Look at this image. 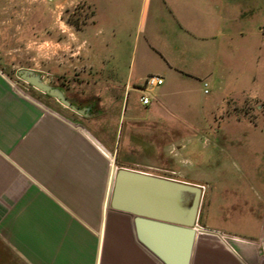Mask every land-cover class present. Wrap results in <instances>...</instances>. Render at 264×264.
I'll use <instances>...</instances> for the list:
<instances>
[{
    "label": "crops",
    "instance_id": "crops-1",
    "mask_svg": "<svg viewBox=\"0 0 264 264\" xmlns=\"http://www.w3.org/2000/svg\"><path fill=\"white\" fill-rule=\"evenodd\" d=\"M73 1L91 12L82 29L89 89L68 99L89 107L81 115L97 128L27 95L0 69V243L20 264H164L139 241L134 216L108 205L113 179L105 152L114 156V172L142 171L134 167L152 166L147 146L155 134L200 123L209 108L204 94L231 91L236 56L253 54L258 64L262 44L252 47L248 33L260 11L252 0ZM150 74L163 83L144 88ZM108 106L115 108L113 122L105 121L112 135L99 126ZM173 179L203 189L189 264H264V211L240 228L212 223L208 214L221 219L250 202L230 191L224 206L210 185Z\"/></svg>",
    "mask_w": 264,
    "mask_h": 264
},
{
    "label": "rangeland",
    "instance_id": "rangeland-1",
    "mask_svg": "<svg viewBox=\"0 0 264 264\" xmlns=\"http://www.w3.org/2000/svg\"><path fill=\"white\" fill-rule=\"evenodd\" d=\"M254 3L260 12L252 13L248 37L252 47L262 44L258 64L253 54L237 55L233 76L228 77L231 91L212 89L204 94L209 108L204 107L201 122L168 125V134H155L154 144L148 143V150H154L147 160L152 166L134 167L164 177L204 182L220 192L217 202L224 206L232 201L230 191L238 192L250 203L233 205L229 216L221 219L219 214H208L210 222L228 223L234 229L256 218L253 213L261 216L264 211V0H252ZM90 19L91 12L81 1L0 0V69L27 95L96 130L97 124L89 118L24 82L17 73L22 68L40 71L48 83L62 85L70 97L89 89L83 80L82 29ZM105 63L114 69V60ZM107 98L113 100L114 92ZM103 110L106 118L100 129L112 135L105 121L113 122L115 108ZM124 138L123 132L121 140ZM113 158H109L112 179ZM257 198H261L259 205L254 204ZM0 264H20L1 243Z\"/></svg>",
    "mask_w": 264,
    "mask_h": 264
},
{
    "label": "water",
    "instance_id": "water-1",
    "mask_svg": "<svg viewBox=\"0 0 264 264\" xmlns=\"http://www.w3.org/2000/svg\"><path fill=\"white\" fill-rule=\"evenodd\" d=\"M17 73L76 112L89 111V107L76 106L63 86L48 83L40 71L22 68ZM202 195V187L196 184L120 167L114 172L108 205L134 216L139 241L164 264H189Z\"/></svg>",
    "mask_w": 264,
    "mask_h": 264
},
{
    "label": "built area",
    "instance_id": "built-area-1",
    "mask_svg": "<svg viewBox=\"0 0 264 264\" xmlns=\"http://www.w3.org/2000/svg\"><path fill=\"white\" fill-rule=\"evenodd\" d=\"M163 81L164 80H163V78L160 75L150 74V75H148V76L145 77V80H144V83H143L144 84V88H146V89H152V88H154V87L162 84ZM205 85H206V83H205ZM205 92H207V89H205ZM140 100L143 103H148L149 102V97L143 95V96L140 97Z\"/></svg>",
    "mask_w": 264,
    "mask_h": 264
},
{
    "label": "bare ground",
    "instance_id": "bare-ground-1",
    "mask_svg": "<svg viewBox=\"0 0 264 264\" xmlns=\"http://www.w3.org/2000/svg\"><path fill=\"white\" fill-rule=\"evenodd\" d=\"M103 151L105 152L104 149H103ZM105 154H107V156H108L109 158H110V156L112 157V155H110L108 151H106ZM199 230L206 231V230H203V229H199ZM207 232H208V231H207Z\"/></svg>",
    "mask_w": 264,
    "mask_h": 264
},
{
    "label": "flooded vegetation",
    "instance_id": "flooded-vegetation-1",
    "mask_svg": "<svg viewBox=\"0 0 264 264\" xmlns=\"http://www.w3.org/2000/svg\"><path fill=\"white\" fill-rule=\"evenodd\" d=\"M60 86H62V85H60ZM66 94H67V92H66ZM67 97H68V95H67Z\"/></svg>",
    "mask_w": 264,
    "mask_h": 264
}]
</instances>
